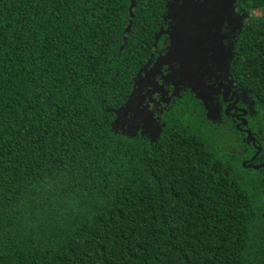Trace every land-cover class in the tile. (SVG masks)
I'll return each mask as SVG.
<instances>
[{
	"label": "trees",
	"instance_id": "16d2710c",
	"mask_svg": "<svg viewBox=\"0 0 264 264\" xmlns=\"http://www.w3.org/2000/svg\"><path fill=\"white\" fill-rule=\"evenodd\" d=\"M242 2L231 66L264 161V0ZM129 6L0 0V264H264L259 166L185 114L156 142L113 129L155 31L136 0L126 33Z\"/></svg>",
	"mask_w": 264,
	"mask_h": 264
},
{
	"label": "snow or ice",
	"instance_id": "6c2138e0",
	"mask_svg": "<svg viewBox=\"0 0 264 264\" xmlns=\"http://www.w3.org/2000/svg\"><path fill=\"white\" fill-rule=\"evenodd\" d=\"M214 3L215 0H168L165 22L169 30L162 32L167 39L157 50L158 61L141 65L133 86L122 97L117 114L121 127L142 131L155 128L159 116L168 111L164 106L175 95V86L203 101L211 100L217 109L222 105H231L228 110L236 107L223 89L227 83L223 67L226 49L215 35L223 21L211 13L194 21L191 12L194 7L211 8ZM194 39L198 40L195 54L191 47Z\"/></svg>",
	"mask_w": 264,
	"mask_h": 264
},
{
	"label": "flooded vegetation",
	"instance_id": "af4514ba",
	"mask_svg": "<svg viewBox=\"0 0 264 264\" xmlns=\"http://www.w3.org/2000/svg\"><path fill=\"white\" fill-rule=\"evenodd\" d=\"M133 1L135 5L132 9V13L136 6V0ZM144 1L147 5L144 11L149 12V16H152L151 18L154 21L155 29L153 39L148 47L149 51L146 62L150 61L151 64H155L159 59V52L157 50L163 47L161 41L167 39L162 35V32L169 30V24L165 22V17L168 13V0ZM191 12L194 21L209 13L223 21L218 25V30L215 33L218 37L220 46L226 49L223 67L227 83L223 85V89L229 94L232 103L236 104V107L232 110H228V108H231V105L227 108L222 105L217 109L216 105H214L211 100L203 101L195 95L188 94L187 90L175 86V95H173L169 103L164 106L168 111L159 116V121L155 128L142 131L118 125L119 129L115 128V130H118V132L130 138H142L148 140L150 143L153 141L156 142L167 128V123L172 120V118H175L173 115L179 116L185 114L188 118L189 125H192V128L198 129L202 138L207 137L211 139L215 148L220 152L224 151L229 141L232 143L231 147L234 146L233 149L230 148L231 156H237V158L240 159V164L246 168L252 167V169H254V167L259 166L264 176V161L258 157L261 148L256 145V140L250 125L256 122L257 104L234 78L231 66L241 46L240 42L243 31L252 17L258 16L256 15L258 12L248 10L242 0H215L211 8L194 7ZM133 18L131 19L132 24ZM129 20L130 14L128 16V23ZM130 31L128 33H130ZM191 47L195 54L198 48L197 39L192 41ZM117 117L118 123L120 117L116 115L115 119ZM174 121H179V119L175 118ZM243 143L250 145L254 150V153L247 160H242L241 158ZM221 156L223 157L222 154ZM258 169L259 168L254 170Z\"/></svg>",
	"mask_w": 264,
	"mask_h": 264
},
{
	"label": "water",
	"instance_id": "95a60500",
	"mask_svg": "<svg viewBox=\"0 0 264 264\" xmlns=\"http://www.w3.org/2000/svg\"><path fill=\"white\" fill-rule=\"evenodd\" d=\"M134 1L131 0L130 2V6H129V14H130V20H129V23H128V26L126 27L125 29V32L128 33L130 31V28H131V19L133 18V13H132V9L134 7ZM121 109H118L117 111H114L115 115H117L119 112H120ZM117 120H118V117L115 119L114 123H113V129L115 130L116 128V123H117ZM116 131V130H115ZM117 132V131H116ZM258 167H254V169H257Z\"/></svg>",
	"mask_w": 264,
	"mask_h": 264
},
{
	"label": "rangeland",
	"instance_id": "374dc122",
	"mask_svg": "<svg viewBox=\"0 0 264 264\" xmlns=\"http://www.w3.org/2000/svg\"><path fill=\"white\" fill-rule=\"evenodd\" d=\"M256 15H259V13H256ZM119 120H120V119H119ZM118 125L121 126L120 123H117V125H116V128H117V129H119V128H118ZM116 131L118 132V130H116Z\"/></svg>",
	"mask_w": 264,
	"mask_h": 264
}]
</instances>
